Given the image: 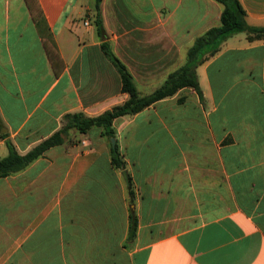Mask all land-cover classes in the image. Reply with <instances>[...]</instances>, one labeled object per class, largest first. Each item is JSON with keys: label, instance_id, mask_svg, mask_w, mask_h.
<instances>
[{"label": "crops", "instance_id": "obj_1", "mask_svg": "<svg viewBox=\"0 0 264 264\" xmlns=\"http://www.w3.org/2000/svg\"><path fill=\"white\" fill-rule=\"evenodd\" d=\"M37 1L45 25L25 0H0V158L7 143L26 154L67 114L94 118L127 99L102 44L147 95L223 10L214 0H102L101 37L95 3ZM239 2L249 26H264V0ZM211 49L198 54L202 98L184 88L113 122L124 169L93 128L0 179V264H264V40L237 34Z\"/></svg>", "mask_w": 264, "mask_h": 264}, {"label": "trees", "instance_id": "obj_2", "mask_svg": "<svg viewBox=\"0 0 264 264\" xmlns=\"http://www.w3.org/2000/svg\"><path fill=\"white\" fill-rule=\"evenodd\" d=\"M223 6L220 16V25L209 29L205 34L195 39L192 46L187 50L186 63L176 71L168 75L165 82L150 94H141L135 84V81L125 67V65L111 52L107 44H102L101 48L106 57L111 61L121 81V92L127 95V99L111 110H107L94 118H88L82 113L67 114L62 119L61 128L51 135L46 140L39 143L32 150L24 155L19 154L11 143H7L8 154L4 158H0V179L6 178L16 174L25 168L33 161L41 157L48 149L62 145L65 141L71 139L69 137L70 131H75L79 135L86 134L93 128L101 129V135L110 145L111 164L116 169H124V162L122 161L117 145L111 146L110 140L114 138L113 122L124 116H133L143 110L147 109L154 103L165 98L175 95L179 90L189 88L195 91L200 98L202 92L199 87L198 77L196 74L197 66L203 61L198 58L201 50L208 46L212 49L206 51L209 56H214L218 50L221 42L230 37L243 33L247 41L264 40V26L253 27L249 26L245 20V11L243 10L239 0H214ZM102 0H95V27L99 36L104 37L100 5ZM25 3L30 11L35 24L41 21L45 25V19L39 7L37 0H25ZM47 38L50 41L42 38V44L46 55L55 71V61L60 62L62 69V60L58 54L54 41L48 32ZM3 135H0V138ZM136 232V220L130 217L128 240H132Z\"/></svg>", "mask_w": 264, "mask_h": 264}, {"label": "rangeland", "instance_id": "obj_3", "mask_svg": "<svg viewBox=\"0 0 264 264\" xmlns=\"http://www.w3.org/2000/svg\"><path fill=\"white\" fill-rule=\"evenodd\" d=\"M90 2V5H92V6H94V3H95V0H89ZM238 35H240V36H244V34L243 33H240V34H238Z\"/></svg>", "mask_w": 264, "mask_h": 264}, {"label": "water", "instance_id": "obj_4", "mask_svg": "<svg viewBox=\"0 0 264 264\" xmlns=\"http://www.w3.org/2000/svg\"><path fill=\"white\" fill-rule=\"evenodd\" d=\"M111 144H112V146L115 145V140L114 139H111Z\"/></svg>", "mask_w": 264, "mask_h": 264}, {"label": "built area", "instance_id": "obj_5", "mask_svg": "<svg viewBox=\"0 0 264 264\" xmlns=\"http://www.w3.org/2000/svg\"><path fill=\"white\" fill-rule=\"evenodd\" d=\"M85 25H87V23H85Z\"/></svg>", "mask_w": 264, "mask_h": 264}]
</instances>
